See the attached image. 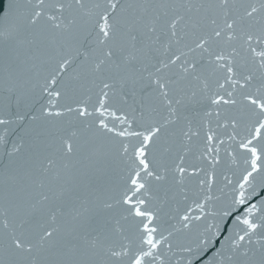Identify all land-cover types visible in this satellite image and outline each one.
Listing matches in <instances>:
<instances>
[{
  "label": "snow or ice",
  "instance_id": "snow-or-ice-1",
  "mask_svg": "<svg viewBox=\"0 0 264 264\" xmlns=\"http://www.w3.org/2000/svg\"><path fill=\"white\" fill-rule=\"evenodd\" d=\"M16 8L0 141L27 121L28 142L0 172V264H172L174 247L176 264H223L226 248L227 264H264V0H10L5 17ZM232 144L245 158L221 199ZM193 183L194 217L178 207ZM173 211L191 242L174 246Z\"/></svg>",
  "mask_w": 264,
  "mask_h": 264
},
{
  "label": "water",
  "instance_id": "water-1",
  "mask_svg": "<svg viewBox=\"0 0 264 264\" xmlns=\"http://www.w3.org/2000/svg\"><path fill=\"white\" fill-rule=\"evenodd\" d=\"M9 2L10 0H3L4 10L0 11V64H2L5 52L8 49H10L16 41L23 39L27 35V31H26L27 21L25 19L27 14L26 9L16 8L7 17H5V13L8 12ZM12 2L17 5H27L30 2H34V0H12ZM88 2H96V0H88ZM196 2H199V0H196ZM245 2H247V0H245ZM73 67H75V65H73ZM69 71L71 72V69ZM4 88H5L4 77H3V73L0 72V97H2L4 94ZM96 91L97 89L93 90L92 99L89 102L90 106L92 104H95L96 102L97 99L95 95ZM107 119L110 123V126L112 125V123H116V124L119 123L118 121L115 122L112 121L110 117H108ZM26 124L27 121L23 122L20 126H18L16 123H13L10 126L9 133L6 136L7 143L5 144L3 141H0V172H2L4 167L8 164L9 161L8 152L11 150L13 144H18L20 143L21 139H23L25 141V148H27L28 137L25 135V129H24V125ZM219 131L221 132V134L225 132V130L223 129ZM4 135H5V131L2 127H0V136H4ZM201 135H203V133H201ZM131 143H135V141L133 140L131 141ZM202 144L203 141L202 140L199 141V145L201 147ZM225 146L227 147V144ZM233 149H235V151L233 152V157H226L225 162L217 168L216 183L213 188V195L218 196L221 199H223L229 193V189L224 187L225 184L224 176L227 175L229 179L235 181V179L239 175V169L243 167V159L245 158L244 151L236 149L235 144L231 145L230 150ZM198 155L199 152L194 149L193 153H190L186 157V164L200 165V162L196 159V156ZM222 155H224L223 152ZM233 158L235 162H233ZM233 173H235V175ZM221 189H223V191H221ZM193 199H196L194 183L192 186V191L189 193V199L187 201H181V203L178 206L181 214L188 205H192ZM173 207L175 208L176 206L174 205ZM199 214H200L199 210L196 209L194 205H192V211L189 213V215L194 217ZM253 215L254 217L257 218V222H258V218L261 215V213L257 212L254 213ZM170 216L172 217L171 219H168L167 217L165 218L167 221L165 226L169 227L170 231H173V236L171 240L174 246L179 244H187L191 242L195 237V233H196L195 227L191 232H187L184 230L175 231V229L180 228V225L177 219L175 218V211L171 212ZM195 223H199V222H194V224ZM241 227L244 226L242 225ZM241 234L243 233L241 232ZM165 235H167V233H165ZM225 235H227V233H225ZM259 238H260V232L258 231L255 235L252 236L253 247L256 248L259 247V244L256 243L259 240ZM220 241L221 244L225 243L223 237L220 238ZM216 247L219 248L220 245H216ZM173 251L176 254L171 256V260H172V264H176V261L178 260L180 255L178 247H174ZM214 251L215 249H213V252ZM212 255L213 253L209 252L208 256H206L205 259L207 260ZM230 255H232L231 251H229L226 248L223 253V256L225 258L223 264H227L226 258ZM217 261H221V257H217Z\"/></svg>",
  "mask_w": 264,
  "mask_h": 264
}]
</instances>
